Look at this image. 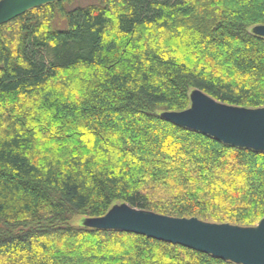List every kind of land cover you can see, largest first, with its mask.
<instances>
[{"label":"trees","instance_id":"16d2710c","mask_svg":"<svg viewBox=\"0 0 264 264\" xmlns=\"http://www.w3.org/2000/svg\"><path fill=\"white\" fill-rule=\"evenodd\" d=\"M264 0H53L0 24V264H239L73 225L117 202L255 226L264 150L176 124L199 89L264 107Z\"/></svg>","mask_w":264,"mask_h":264},{"label":"water","instance_id":"95a60500","mask_svg":"<svg viewBox=\"0 0 264 264\" xmlns=\"http://www.w3.org/2000/svg\"><path fill=\"white\" fill-rule=\"evenodd\" d=\"M50 1L53 0H0V24ZM254 31L264 37V25L257 26ZM164 117L228 144L264 150V107L224 104L195 89L187 109L165 112ZM88 226L134 231L239 264H264V219L255 226L244 227L196 217H173L123 203L114 205L101 216L90 218Z\"/></svg>","mask_w":264,"mask_h":264},{"label":"rangeland","instance_id":"374dc122","mask_svg":"<svg viewBox=\"0 0 264 264\" xmlns=\"http://www.w3.org/2000/svg\"><path fill=\"white\" fill-rule=\"evenodd\" d=\"M254 30H255L254 27L253 28H250V31H254ZM120 204H123V203L117 202L114 205H120ZM89 222H90V218H88L85 215H77V216L73 217V220L71 221V223L73 225H79V226H88L89 225Z\"/></svg>","mask_w":264,"mask_h":264}]
</instances>
